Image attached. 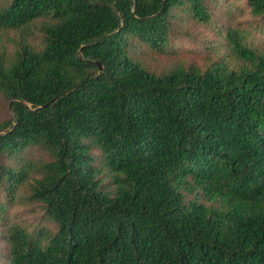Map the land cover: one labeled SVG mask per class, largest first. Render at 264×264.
I'll return each instance as SVG.
<instances>
[{
	"label": "trees",
	"instance_id": "16d2710c",
	"mask_svg": "<svg viewBox=\"0 0 264 264\" xmlns=\"http://www.w3.org/2000/svg\"><path fill=\"white\" fill-rule=\"evenodd\" d=\"M207 1L0 0V264H264V53L185 63Z\"/></svg>",
	"mask_w": 264,
	"mask_h": 264
},
{
	"label": "rangeland",
	"instance_id": "374dc122",
	"mask_svg": "<svg viewBox=\"0 0 264 264\" xmlns=\"http://www.w3.org/2000/svg\"><path fill=\"white\" fill-rule=\"evenodd\" d=\"M211 14V20L204 25L187 19L184 14L180 23L177 22L173 29V44L176 50L189 48L196 55L182 56L185 63L196 62L206 64L210 54L221 59H226L235 65L236 59L228 52V35L235 31L242 42L251 50L264 53V18L252 14L248 0H210L206 2ZM183 14V13H182ZM35 33L30 38V43L37 49L42 47L41 35ZM152 61V59H148ZM170 61V63H172ZM153 66H164L165 61L151 62ZM10 114V102L0 99V116Z\"/></svg>",
	"mask_w": 264,
	"mask_h": 264
},
{
	"label": "water",
	"instance_id": "95a60500",
	"mask_svg": "<svg viewBox=\"0 0 264 264\" xmlns=\"http://www.w3.org/2000/svg\"><path fill=\"white\" fill-rule=\"evenodd\" d=\"M100 66V64H98Z\"/></svg>",
	"mask_w": 264,
	"mask_h": 264
}]
</instances>
